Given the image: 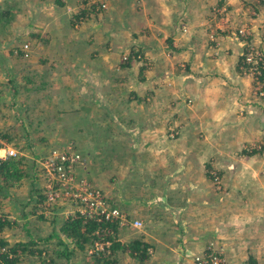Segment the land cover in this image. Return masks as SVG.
I'll return each instance as SVG.
<instances>
[{
    "label": "crops",
    "instance_id": "1",
    "mask_svg": "<svg viewBox=\"0 0 264 264\" xmlns=\"http://www.w3.org/2000/svg\"><path fill=\"white\" fill-rule=\"evenodd\" d=\"M126 1L128 6L132 5L133 0H122L123 7ZM110 2L113 8L117 0ZM138 3L143 5L145 0H139ZM168 8L166 14L174 20L163 25L155 22V27L170 31L175 21L179 20L178 17L189 20V7L183 5L179 10L170 6ZM82 9L84 6L80 5L79 0H0V65L10 66L12 63L24 71L18 86L11 93L14 97L12 101L24 107L25 111L41 112L42 121L51 120L43 132L44 137H41L50 145L58 144L63 134L71 132H60V129L63 126L69 129L74 120L77 126L74 141L89 144L91 148L90 153H86L89 165L82 170L83 174L90 178L93 185L103 189L109 198L121 202L120 208L133 219L144 218L146 224L157 225L154 232L159 233L151 235L150 242L149 238H142L151 243L153 248V255L145 264H180L181 260L192 264L191 259L185 256L202 251L206 241L212 239L224 247L225 256L231 262H236L240 256H243L242 261L248 256L253 257L251 255L264 257V236L257 238L249 234L251 230L244 235L238 229L241 225L237 230H230L229 234V229L225 227L228 219L234 216L228 213L229 203L233 200L228 196L231 192H234L233 197L235 195L239 201L235 204L240 208L252 207L256 195L264 196V159L258 160L264 155V99L253 89L255 80L252 74L240 63L244 47L224 36L226 40L220 41V49L226 51L215 57L207 43L195 41V45L193 42L178 41L172 36L170 53L166 59L160 60L164 55L151 59L155 65L152 74L157 83L164 79L179 82L178 95L173 98L175 102L181 96L190 98L191 106L96 107V80L109 68L108 61L101 60L99 56L93 58L80 54H85L87 47L90 50L93 40L85 41L82 36L76 39L77 36L67 30L70 16L75 17ZM207 13L205 7L201 10L202 19L200 17L197 24L189 29L206 32L207 20L203 16ZM147 14L156 20L160 10L155 9L153 13L143 5L139 15L145 17ZM30 25H35L36 31L41 32L46 39L41 36L42 40L38 44L30 42V55L23 59V55L15 52L17 47L14 46L18 42L15 37L20 32L30 31ZM92 30L91 35L94 33ZM153 44L159 46L156 42ZM4 47L9 48L7 52L2 50ZM177 62L186 65L179 70L178 75L175 71ZM102 63L105 68L95 70ZM163 63L167 64L168 69ZM189 64H192L191 72L186 68ZM52 65L55 67L49 70ZM17 69L14 72L16 78L20 77ZM0 71H3L2 68ZM84 97L88 98V104L83 101ZM176 114L180 115L179 120L182 118V149L171 150L173 141H169L166 151L163 129L167 120ZM1 129L11 135L10 139L2 142L9 145L15 140L16 134L23 135L25 127L20 124V132H14L5 124ZM25 136H21V141L28 138ZM100 144L102 148L103 145L113 146H109L105 152L99 148ZM96 159L100 160L96 161L97 165L94 164ZM23 164L25 167L24 158ZM213 168L221 177L224 187L229 188L227 195L216 191L211 182V176L216 173L212 171ZM27 172L15 185L10 186V195L5 196V201L11 203L8 202L4 209L0 208V211L10 213L8 218L12 224L20 222V217L23 218V225L27 219L31 220L26 219L30 213L25 216L21 213L28 200V204H34L33 188L36 185L32 181V169L30 173ZM116 182L121 183V191ZM14 201L17 204L14 205ZM255 205L263 210L258 200ZM234 208L231 212L237 216V224L245 225V228L254 224L256 231L264 228L263 216L251 215L250 211L245 210L244 215H241L235 205ZM43 220L36 221L45 227L40 228L41 232L40 226L35 228L31 223L34 229L27 233L28 238L44 236V229L47 232L44 238L49 239L53 233L57 234L54 221L48 225ZM162 225L171 226L167 230L162 229ZM174 228L176 231L172 236ZM186 241L191 242L188 244ZM177 248L180 252H176ZM185 249L187 253L184 255ZM228 255L236 258L232 260Z\"/></svg>",
    "mask_w": 264,
    "mask_h": 264
},
{
    "label": "rangeland",
    "instance_id": "2",
    "mask_svg": "<svg viewBox=\"0 0 264 264\" xmlns=\"http://www.w3.org/2000/svg\"><path fill=\"white\" fill-rule=\"evenodd\" d=\"M110 1L111 0H79L80 5L84 6V8L87 9V12H85L84 14L82 13L81 17L79 18L71 15L69 18V20H71L70 25L67 26V30H69L70 32L72 31V33L77 36L76 39H80V36H82L85 41L93 40L94 42L90 50L89 47H87V51L85 52V54L80 53L81 55H89L93 58L99 56L101 57V60L103 59L108 61L107 67L109 68V70H107V72L104 71V74L102 75L104 77V75L107 74L105 78H103L104 81L101 80L102 76L100 77V79L98 78L96 80V87L98 88L95 95V97L97 98L96 107H155V105H157L158 107L191 106V99L185 98V96L177 98V102H179V104L175 102V98H173V96H176V94L178 95V91L181 86L179 82L174 79H164L159 82L161 84L159 85V83L154 81L155 75L152 74L154 72L153 68H155V65L153 64L151 59L153 57H160L159 55L165 56L164 58L160 57V60L163 61V59H166L167 54L169 55L170 53L171 46L169 44L170 41H173L170 39L172 36L174 37V39H178V41L183 40L184 42L188 43L193 42V44L195 45V41H197V43L199 44L207 43V45L210 46L209 48L211 49L213 56L215 57H218L226 51V49H220L222 48V44H220V41L226 40L227 38L239 42L244 47L242 53L240 54L242 56L247 48L252 46L254 50L260 52L261 55L264 56V0H145V3H143V5L147 6L148 11L154 13L155 9L160 10V16L156 17L158 23L150 14H147L145 17L139 15V10L143 8V5H140L138 3L139 0H133V2L131 3L132 5L130 6L127 5L126 1L125 7H123L122 0H117V2H115V4L112 6L113 8H111ZM159 2H161L162 5ZM102 3L105 4V7L101 6ZM183 5L185 6V8L189 7L190 16H187L189 20L184 18L180 19V17H178L179 20L178 18L176 19L178 21H175V24L170 31H165V29L161 27L154 26L155 22V24L159 25L162 23H169L170 20H174L172 17H169V15L166 14L170 9L168 8V6L173 9L179 10V7H182ZM205 7H207L208 10V13L206 15L204 14L205 16H203L204 20H207L206 26L208 27L206 32L200 33V30H196V28L190 30L189 28L193 27L195 23L197 24L200 17L202 19V16L200 14L201 10H204ZM241 27H244L247 31L245 36H240L238 34V29ZM29 28H31L30 31H24L22 33L20 32L15 37L18 41L14 46L17 47L15 52L20 56L23 55L24 45H28V55H23V59H27L30 55V42L33 43V41H35L37 42L36 44H38V42L42 40V37H44L42 36L41 32L36 31L37 27L35 25H30ZM89 28L90 30H88ZM91 30L94 32L92 33V35ZM224 36L226 39L223 38ZM21 37H24V39ZM6 40L9 41V39L7 38ZM154 42L158 43L157 45L159 46H154ZM8 49L9 48L4 47L2 50L7 52ZM20 49L22 52L20 51ZM135 54L137 55L134 56ZM102 64L103 65L99 64L100 67H95V70L96 68H105L104 63ZM163 65L165 66V69H168L166 63H163ZM175 65L176 67H178L175 70L177 75L179 74V70L183 69L186 66L178 64V62L175 63ZM94 66L95 64L92 65V67ZM245 66L247 65L245 64ZM54 67L55 66L52 65V68L49 70H52ZM111 67L113 69H111ZM0 68H2L3 70L0 71V134L6 135L5 138L0 135V144H2V142L6 139L11 138V135L6 130L1 129L2 125L4 126L5 124H8L10 128L14 130V132L18 131V128H20V124L25 127L23 135L16 134L15 140L10 142L9 145L14 147L18 152V155L16 157H20L22 159L24 158L25 168L27 169V171H29L30 173L31 169L33 170V184L37 185L38 178L36 177V169L38 168V163L41 160L40 156H44L52 150H62L66 147H75L86 158L85 166L87 167L89 163L86 153H90L91 148L89 144L87 145L82 144V142L77 143L74 141V131L77 128V126H75L73 123L74 120L71 121L72 123L69 129L64 126L60 129V132L62 130L65 132H71L66 133V135L63 134L58 144L50 145L44 140H41V137H44L43 132L50 125L51 120L42 121V119L40 118L41 112H36L34 110L28 111V109L25 111L24 107H20L19 105L17 106L16 103L12 101L14 97L11 95V93L13 92V89H15V86H18L19 78L23 77L24 71L22 69H17L16 66L12 63L10 66L7 64L3 66L0 65ZM186 68L189 72H191L192 64H189V66ZM15 69H17L20 77L16 78L14 73ZM244 69L248 70V66L244 67ZM252 76L255 80V83L253 82V89H256L255 91L257 92L262 91L263 95H260L259 93L258 94L264 99V91L262 89V86H260L263 84L259 83L256 80V75L252 74ZM87 77L88 76H86V78ZM30 81L32 82V79H30ZM89 82L90 81H87V83ZM59 85L63 86L62 83H59ZM83 101L87 102L88 104L87 97H84ZM5 102H7L8 104L6 105ZM79 102L81 101H78V103ZM179 116L180 115L176 114L175 116H173V118L171 117L172 119L167 120L166 127L163 129L164 137L166 138V146L164 147L166 151L168 150L169 141H173V144H170L171 150L181 151L182 149V143L180 142V139H182V137L180 134L182 130L181 126H183V124L182 118L181 120L178 119L180 118ZM66 122L68 121L66 120ZM33 135L37 136L35 137ZM21 136H28V138L21 141V139L23 138ZM63 141L64 143H61ZM98 146L100 149H103V151L107 152L109 150L108 147L113 145H103V148L101 144ZM140 146L141 145H138L137 147ZM137 147H135L134 149L136 150ZM261 159H264V155H261L258 160ZM96 161L100 162L99 159H96L94 162V164L96 165ZM212 171L216 172V169L213 168ZM215 174L218 176V180L216 182L212 178L211 182L215 185L216 191L220 193L224 192V194L227 195L229 193V188H225L222 184L221 177L217 172ZM95 178L96 177H94L93 180H95ZM116 184L118 190L121 191V183L116 182ZM96 188L100 189L107 197V199L114 203L116 206H122L121 204H119L121 202L118 201L117 203L116 200L109 198L103 189L99 187ZM5 189H0V191L4 190L2 191V194H0V196H3V193H6V196L10 195V187L6 190ZM232 193L234 192H231L228 195L234 200H231V202L229 203L230 207L228 213L234 216L231 219H228V222L225 225V227L229 229L227 233H229L230 230H237V228L241 225L238 229H240L244 235L245 233H247V231L251 230L249 234H252L257 238H262L264 236L263 227L259 228L257 231L255 230L254 224H252L251 227L245 228V225L237 224V216L234 212L231 211L235 209V205L238 208L239 214L241 215H244L245 211H250L251 215H260V217H264V196L256 195L252 201V207L247 206L246 208H240V206H237L235 204V202L239 203V201L236 200L235 195V198L233 197ZM256 200L262 203L263 210H259V206L257 207L255 205ZM30 201L33 202L32 199ZM8 202L10 201H5V197H2L0 200V208L4 209L5 205ZM15 204H17L16 201H14V205ZM20 205L21 204H19V206ZM34 207V204L30 202L29 204L25 203L22 207L21 213H30V215L26 217V219L30 218L31 220L27 219V222L23 225V218L20 217V222L11 224L9 227H5L0 233V236L8 242L9 247L15 243L24 242L29 239L27 233H30L34 229L31 226V223L35 226V228H38L40 226L36 221L37 219L43 220L44 218H41L38 215L39 212L37 211V207ZM60 208L61 207H59L57 210H59ZM0 212L5 214L7 218L8 214H10L6 213V211L3 212L2 210ZM128 217L133 219L130 215H128ZM56 218L57 219L55 221L53 220V225L55 226L57 235H59L61 239L67 241V246L73 248L74 245L72 243H69L70 241L66 239L64 234L60 233L59 231L60 226L66 219L61 216L59 217V215H56ZM252 219H256V217ZM10 221L12 222V220ZM43 221L48 222V225L52 223L51 218L44 219ZM140 221L142 224L139 229L122 227L121 229L123 230H121V232L119 233V239L123 242H128L129 240L136 238L138 233H141L143 237L147 239L149 238L150 242V240H152V238H150L151 235L159 233L154 232V227L157 228V225L154 226L151 224H146L147 222L144 220V218ZM170 226L171 225H162L161 227L162 229L168 230ZM176 226L180 227L181 225ZM40 228L45 227H39V230L41 232ZM175 231L176 228H174L172 236L175 234ZM162 233H165V235H167L166 232ZM42 234H44V236L31 238L35 240L37 238H44L47 234L46 229L42 231ZM178 236L180 237V233ZM57 241L58 240L53 236L49 239H45L44 243H40L38 247L41 249L46 247L48 252L42 250L41 256H38L37 254L32 255L25 253L19 257L16 264H94L92 260L93 253H91L93 249H91V246L87 247L84 251L77 250L70 257V261L67 262L65 257H58L54 253V250L62 249L63 247V245L59 244ZM212 241L215 243L216 239H212ZM190 242L187 243L190 244ZM207 243L208 241H206V244ZM206 244L204 245V247L206 246ZM218 246L221 248L222 253L226 255V250L223 249L224 247L220 245V243H218ZM200 251L201 250H199L198 252ZM150 252H152L151 254L153 255V248H150ZM176 252H180V249L177 248ZM198 252L185 257H188V259H191L190 261H192L193 255ZM186 253L187 249L184 250V255ZM151 254L148 258H146V260L142 262L136 261L129 256L124 258H122L123 256H121V260L119 258L117 262L122 264H145L146 261H148L152 256ZM50 256H53V258L55 259L54 262L50 261ZM228 256L232 260L236 258L231 255ZM251 256L255 258L257 264H264V257L254 255ZM242 257L243 256L237 257L236 262L230 261V263L242 264L248 259L249 256L246 257L243 261ZM180 264H189V262L181 260Z\"/></svg>",
    "mask_w": 264,
    "mask_h": 264
},
{
    "label": "built area",
    "instance_id": "3",
    "mask_svg": "<svg viewBox=\"0 0 264 264\" xmlns=\"http://www.w3.org/2000/svg\"><path fill=\"white\" fill-rule=\"evenodd\" d=\"M101 6L105 7V4L102 3ZM246 33L244 27L238 29L240 36H245ZM27 47L28 45L23 47L24 56L28 55ZM243 57L250 73L258 75L259 70L256 65L262 59L261 53L254 50L252 46L247 48ZM259 94L263 95L262 91H259ZM17 155L18 152L14 147L5 143L0 144V164ZM40 157L41 160L36 169L37 185L33 194L34 206L37 207L39 216L41 215L44 219L51 218L52 221L56 215L66 220L77 217L83 221L87 219L97 222L116 221L119 228H140L142 224L140 220L128 217L125 211L109 201L104 193L83 174L86 158L75 147L52 150ZM213 179L216 182L218 180L215 173ZM59 207L61 208L57 210ZM8 248V245L0 244V264H6L1 255L8 253ZM91 249H93L91 253L99 251L102 249V244L94 242ZM11 256L8 253L7 257ZM192 261L193 264H231L218 243L212 240L208 241L202 251L193 255Z\"/></svg>",
    "mask_w": 264,
    "mask_h": 264
},
{
    "label": "trees",
    "instance_id": "4",
    "mask_svg": "<svg viewBox=\"0 0 264 264\" xmlns=\"http://www.w3.org/2000/svg\"><path fill=\"white\" fill-rule=\"evenodd\" d=\"M85 12H87V9L84 8L80 10L79 14L75 15V17L79 18L81 17V14H84ZM136 55L137 54L134 56ZM240 63H242L243 67H247L244 64L243 56L240 57ZM256 66L259 70V74L256 75V80L259 83L264 84V56H262V59L257 62ZM262 89L264 91V85L262 86ZM0 135L3 138L6 137L4 134ZM254 152L255 151H253V153ZM27 173L26 168L23 166V159L20 157L11 158L1 162L0 189H7L11 185H15ZM212 178L213 175L211 176V179ZM2 191L4 190H1L0 194H2ZM33 191L35 192V189H33ZM3 194L6 196V193ZM4 195L0 196V199L5 197ZM28 201L26 202L27 204ZM22 215L25 216L26 214L23 213ZM40 217L43 218L41 215ZM55 220L56 218H54V221ZM11 224V221L6 215L0 213V233L5 227H9ZM121 228L122 227L119 228L116 221L97 222L93 219L83 221L81 218L77 217L65 220L60 226L59 231L64 234L66 239L70 241L69 243H72L74 247L71 248L67 246L68 243L66 240L61 239L59 235L53 233L52 236L58 240L57 242L59 244L63 245L62 249L54 250V253L58 257H65L66 261L69 262L70 257L77 250L84 251L87 247L92 246L94 242H98L99 244H102V249L92 254L94 264H116L118 256L120 258L122 255L129 256L140 262L146 260L151 254L150 248H152V245L142 239L143 235L141 233H138L136 238H133L128 242H123L119 239V233L123 230ZM45 239L48 238H37L35 240L30 237L27 241L15 243L8 248V253L12 256L9 258L7 257L8 253H5L1 255V258L6 264H16L19 257L25 253L41 256L42 250L48 252L46 247L43 249L38 247L40 243H44ZM0 244L8 245V242L0 236ZM50 261H55L53 256H50ZM243 264H256V261L253 257H248Z\"/></svg>",
    "mask_w": 264,
    "mask_h": 264
}]
</instances>
